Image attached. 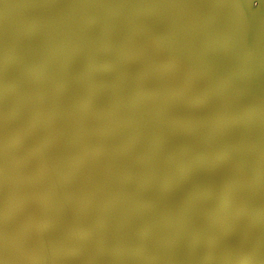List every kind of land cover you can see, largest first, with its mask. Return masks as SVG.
Wrapping results in <instances>:
<instances>
[{"label": "water", "instance_id": "1", "mask_svg": "<svg viewBox=\"0 0 264 264\" xmlns=\"http://www.w3.org/2000/svg\"><path fill=\"white\" fill-rule=\"evenodd\" d=\"M236 5L0 0V264H264Z\"/></svg>", "mask_w": 264, "mask_h": 264}, {"label": "rangeland", "instance_id": "2", "mask_svg": "<svg viewBox=\"0 0 264 264\" xmlns=\"http://www.w3.org/2000/svg\"><path fill=\"white\" fill-rule=\"evenodd\" d=\"M234 20L240 36L249 45V50L239 54L229 50L228 56L232 58L235 70L242 79L253 78L255 83L251 87L242 84L249 93H262L264 91V0H236ZM262 195H264V180L261 182ZM259 235H264V221H257Z\"/></svg>", "mask_w": 264, "mask_h": 264}, {"label": "bare ground", "instance_id": "3", "mask_svg": "<svg viewBox=\"0 0 264 264\" xmlns=\"http://www.w3.org/2000/svg\"><path fill=\"white\" fill-rule=\"evenodd\" d=\"M242 82H243V83H246V86L251 87L252 84L255 83V80H254L253 78H250V79H246V78H245V80L242 79Z\"/></svg>", "mask_w": 264, "mask_h": 264}]
</instances>
